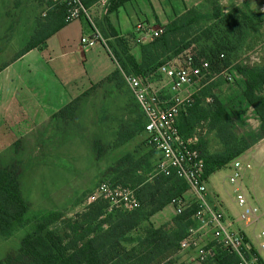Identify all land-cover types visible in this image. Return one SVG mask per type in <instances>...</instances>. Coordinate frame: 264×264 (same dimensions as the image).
<instances>
[{
  "label": "rangeland",
  "instance_id": "rangeland-1",
  "mask_svg": "<svg viewBox=\"0 0 264 264\" xmlns=\"http://www.w3.org/2000/svg\"><path fill=\"white\" fill-rule=\"evenodd\" d=\"M224 8L219 0H212L209 14L202 15L196 11L198 18L187 31L177 35L179 53H170L160 62H181L189 54L196 58L209 57L220 51L218 59L221 57V61H227L226 67L238 71L243 66L240 64L264 41V14L260 9H251L246 3L240 7H227V12ZM65 12V6L57 2L0 0V89L10 90L14 96L16 91L26 88L25 82L20 79L21 72L16 70L20 65L18 57L34 49L43 51L42 45L33 46L45 40L61 18L65 17L67 22ZM151 41L149 38L145 44ZM109 46L119 70V64L124 59L123 49L116 45V41L109 42ZM11 65L15 68L13 76L8 68ZM148 75L161 79L158 69ZM244 89L242 78L233 84L218 81L214 84L213 94L231 116L234 132L256 144L264 135L260 130L259 117L245 100ZM13 96L10 97L13 102L8 105V111L15 117H20L22 113L26 127L10 126L5 132L4 143L0 144V167L19 170L18 182L30 220L22 225L13 224L9 234L0 230V264H22L26 253L24 241L28 236H52L47 237L52 243L69 234L62 221L47 226L38 234L40 223L34 219L36 213L55 211L61 213L64 220H77L87 212L92 204L89 202L91 194L104 180L139 186L146 178L150 182L162 179L154 175L155 151L145 141L143 115L121 71L118 78L92 85L70 102L73 104L72 111L64 115L56 114L48 125L40 124L39 128H29L28 124L34 123L28 119V110ZM206 102L213 103L211 99ZM206 107L204 105L202 110L195 112L196 115L202 114ZM198 126L206 128L205 135L200 139V142L203 141L202 152L218 151L220 145L212 133L209 119ZM127 154L135 159L149 156V173H127L126 168L120 169V161ZM228 174L229 171L224 169L219 179L220 186L209 185V190L223 201L234 224L240 225V209L225 181ZM161 184L157 198L174 185L171 182ZM250 190V195L257 200L253 189ZM157 207L158 203L150 199L141 212L152 215ZM168 211L169 215L162 220L155 213L149 216L148 221L138 225L127 235L133 241L123 243L117 254L136 256V253L132 254V249L138 248L137 239L143 238L150 227L159 228L163 226V221L169 219L168 223H171L177 216L173 206ZM169 260L178 264L173 253L160 255L151 264H166Z\"/></svg>",
  "mask_w": 264,
  "mask_h": 264
},
{
  "label": "trees",
  "instance_id": "trees-1",
  "mask_svg": "<svg viewBox=\"0 0 264 264\" xmlns=\"http://www.w3.org/2000/svg\"><path fill=\"white\" fill-rule=\"evenodd\" d=\"M95 1V0H91ZM97 1V0H96ZM85 5L89 4L85 2ZM66 8V7H65ZM66 14V12H65ZM198 18L196 10L191 9L185 15L177 18L163 29V34L153 39L147 44L140 46L142 53V62L138 64L130 54L129 40L116 37V45L123 49L124 59L117 69L106 80L118 78L120 71L132 72L135 74L148 75L151 71L158 69L160 62L168 54L179 53L177 35L188 30V27ZM68 23L65 17L61 18L57 27L48 35V37L33 46H43L46 40L62 29ZM31 48V49H33ZM220 52V51H219ZM206 57L216 65V67L227 66V61L220 62L218 53ZM24 55V54H23ZM20 55L18 58H20ZM150 71L148 72V70ZM239 72L244 77L245 89L243 95L248 105L251 106L260 120V130L264 135V61L254 67L239 68ZM214 84L203 88L196 96L195 102L188 110L186 115H182L179 121V129L183 136L189 137L194 134L197 125L203 120L209 119L211 130L218 140L220 149L216 152L208 150L202 152L205 161V177L209 179L214 173L224 169L234 159L238 158L251 147L245 136H238L233 129V122L227 110L219 104L213 94ZM207 99L212 100L208 104ZM206 109L200 115L197 111ZM73 109V104L64 107L59 115H64L67 111ZM196 112V113H195ZM143 115V114H142ZM199 127V126H198ZM154 151V150H153ZM126 168L127 173H139L144 171L149 173L151 163L149 156H143L135 159L131 154H127L120 161V169ZM19 170L16 168L0 167V230L4 234H9L13 224L22 225L30 220L28 216V207L22 197L20 185L18 182ZM162 179H156L150 182L148 178L144 179L139 186H132L130 183H122L108 179L113 185L122 184L135 190L136 197L141 203V207L132 212H123L114 210L108 212L109 204L106 201H96L89 205L87 212L79 216V219L64 220L61 213L55 211H40L34 215V219L40 224L37 228L40 234L45 228L57 222H64L69 234L60 237L58 241L52 243L48 240L52 236H28L24 241L25 258L22 264H151L160 255L173 253L179 247V243L188 234L189 227L193 224L191 217L197 210L196 206L185 210L182 214L175 216L171 223H167L159 228L150 227L143 238L137 239L138 248L132 249V254L136 256L125 257L117 254V249L129 240L128 234L133 231L142 222L149 220V216L158 213L167 207L174 199L182 196L187 190V185L180 179H170L160 176ZM107 181V180H104ZM174 183L170 190L163 191L157 198L161 189V183ZM134 184V182H132ZM184 184V188L183 185ZM185 190V191H184ZM184 192V193H183ZM154 199L158 207L152 215L142 213L144 204ZM48 237V238H47ZM67 241L66 243H64ZM238 256L228 251L222 252L216 258L203 264H239ZM166 264H175L167 262Z\"/></svg>",
  "mask_w": 264,
  "mask_h": 264
},
{
  "label": "built area",
  "instance_id": "built-area-1",
  "mask_svg": "<svg viewBox=\"0 0 264 264\" xmlns=\"http://www.w3.org/2000/svg\"><path fill=\"white\" fill-rule=\"evenodd\" d=\"M45 1L65 6L67 23L87 19L92 32L84 35L81 42L92 46L101 39L96 19L106 12L113 0H98L90 7L83 0ZM163 31V28L154 30L146 23H138L135 27L138 43L158 38ZM218 60L223 62L221 57ZM263 61L264 41L240 65H243L241 68L254 67ZM121 72L145 119V141L156 156L154 175L180 179L187 185L182 197L170 203L176 215L189 207H197L191 217L193 224L173 252V258L178 264H203L228 251L238 256L239 264H264V206L250 195L245 182L247 172L253 168L255 154H242L224 168L229 171L225 181L230 194L240 209V225H237L228 215L223 201L209 190L205 161L198 147L206 128L197 127L189 137L183 136L179 129L180 117L187 114L195 96L218 81L233 84L239 78L244 79L239 69L218 68L206 57L196 58L189 54L184 61L162 64L158 68L161 77L158 80L154 75ZM100 200L109 204V213L114 210L132 212L141 207L134 189L113 185L108 180L101 182L89 198L92 203Z\"/></svg>",
  "mask_w": 264,
  "mask_h": 264
},
{
  "label": "crops",
  "instance_id": "crops-1",
  "mask_svg": "<svg viewBox=\"0 0 264 264\" xmlns=\"http://www.w3.org/2000/svg\"><path fill=\"white\" fill-rule=\"evenodd\" d=\"M212 0H113L106 12L96 19L97 30L101 35L94 45L82 44L81 38L89 36L92 28L87 19L74 21L65 25L62 29L51 35L43 44V51L34 49L21 56L17 72L24 83L25 89L16 91L14 96L10 90L0 89V144L4 143L5 132L10 126L25 128V119L8 111V105L13 102L11 96L17 97L25 106L28 119L34 124H28L29 128H39L40 124L48 125L53 117L75 98L88 90L92 85L106 80L118 69V63L114 60L109 42L118 38L129 40L130 54L138 64L142 62L140 46L135 34L138 23H146L154 30L164 28L177 18L194 9L202 15L210 13ZM227 7L235 5L240 7L246 3L251 9H260L264 14V0H219ZM90 7L98 0H85ZM234 3V4H233ZM228 5V6H227ZM229 9V8H228ZM99 12V11H98ZM264 17V15H263ZM10 74L15 72L14 66H9ZM31 87H36L32 89ZM8 113V115H7ZM144 118V117H143ZM19 123V124H17ZM20 123L22 125L20 126ZM145 124V119H144ZM259 125V124H258ZM250 143V142H249ZM246 153L255 154L253 168L247 172L246 185L255 192L257 202L264 206V136L256 144H251ZM214 173L209 178V185L219 184L221 172ZM214 179L211 182V179ZM250 190V191H251ZM169 204L157 214L160 219L169 215ZM171 211V210H170ZM156 214V215H157ZM169 219L161 225L168 223Z\"/></svg>",
  "mask_w": 264,
  "mask_h": 264
}]
</instances>
